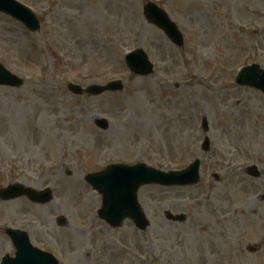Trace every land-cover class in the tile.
<instances>
[{
  "label": "rangeland",
  "instance_id": "374dc122",
  "mask_svg": "<svg viewBox=\"0 0 264 264\" xmlns=\"http://www.w3.org/2000/svg\"><path fill=\"white\" fill-rule=\"evenodd\" d=\"M19 1L40 28L30 32L0 12V64L25 81L0 86V189L48 187L53 201L0 200V260L14 255L1 227L21 224L36 244L56 236L64 264H86L87 240L102 246L96 264H264V210L250 216L242 209V177L228 178L226 168L231 153L240 165L264 161V94L235 82L244 65L264 68V0ZM148 1L175 21L182 49L147 23ZM135 48L154 63L152 75L129 72L124 54ZM115 78L121 90L94 96L66 84ZM203 116L207 153L200 149ZM97 117L109 126L99 128ZM195 157L197 185L139 189L146 231L130 220L110 229L96 216L101 196L82 178L86 172L136 161L166 172ZM166 212L186 220H167ZM61 215L68 225H56ZM247 242L261 250L249 254Z\"/></svg>",
  "mask_w": 264,
  "mask_h": 264
},
{
  "label": "water",
  "instance_id": "95a60500",
  "mask_svg": "<svg viewBox=\"0 0 264 264\" xmlns=\"http://www.w3.org/2000/svg\"><path fill=\"white\" fill-rule=\"evenodd\" d=\"M0 11L24 23L31 31H37L39 29L36 17L10 0H0ZM144 14L146 19L161 27L170 36L171 40L178 47H181L180 35L163 10L153 3H148L144 6ZM127 65L138 75H149L151 73V65L141 50L129 55ZM245 71L247 73L242 75L238 82L253 86L264 92V70L260 71L256 66H251L246 68ZM0 84L2 86H17L22 84V82L0 65ZM120 88V84L109 83L106 86H92L86 89L70 86V90L78 94H98L105 90H119ZM96 124L101 128H106L108 123L105 120L97 119ZM207 148L208 142L205 146L206 150ZM198 165L199 161L197 160L187 171L177 173H165L146 167L143 164H137L135 166L110 165L105 171L88 176L86 179L91 183L92 188L96 189L103 196V208L99 211L100 218L106 220L111 226L116 227L122 224L124 218L130 217L134 220L136 227L146 229L149 223L145 219L136 197L139 187L150 183L165 186L193 185L198 183ZM23 194L35 202L41 201V203H44L51 199L48 189L44 191H33L19 184H11L0 190V198L3 200ZM168 216L173 220L182 219L180 215ZM7 233L13 242L16 253L13 258L8 256L4 257L2 264L57 263L49 254L32 248L25 233H20L15 230H7Z\"/></svg>",
  "mask_w": 264,
  "mask_h": 264
},
{
  "label": "flooded vegetation",
  "instance_id": "af4514ba",
  "mask_svg": "<svg viewBox=\"0 0 264 264\" xmlns=\"http://www.w3.org/2000/svg\"><path fill=\"white\" fill-rule=\"evenodd\" d=\"M238 160H236V157L233 153H231L230 157L227 159V166L226 168L229 170V177H232L233 175L236 176V178L242 177V182L240 186V190L243 192L244 197L242 200V209L252 216V214L259 212H262L264 210V161H255L250 162L251 164H254L258 168V172L260 173L258 176H252L246 171V166L244 169L239 168H232L237 164ZM248 162V161H247ZM246 162V163H247ZM235 202V200H234ZM245 203V206H244ZM231 223V219H227V224L229 225ZM231 230V229H230ZM55 246L53 242H51L48 239V247H52V250H60V252H63V249L61 248L59 239L54 236ZM38 240V239H37ZM89 243H87V246L89 248V252L86 251L85 256L87 260L91 257L93 262L96 263V261L100 258V250L102 249V246H100L99 240H95V243L93 241L87 240ZM38 246H40L42 249L48 248L45 246L41 241L38 240ZM244 246V245H243ZM261 250V246L253 245V253L256 254Z\"/></svg>",
  "mask_w": 264,
  "mask_h": 264
}]
</instances>
